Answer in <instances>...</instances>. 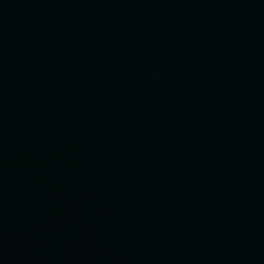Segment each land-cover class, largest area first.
I'll use <instances>...</instances> for the list:
<instances>
[{
  "label": "water",
  "instance_id": "1",
  "mask_svg": "<svg viewBox=\"0 0 264 264\" xmlns=\"http://www.w3.org/2000/svg\"><path fill=\"white\" fill-rule=\"evenodd\" d=\"M0 264H264V0H0Z\"/></svg>",
  "mask_w": 264,
  "mask_h": 264
}]
</instances>
